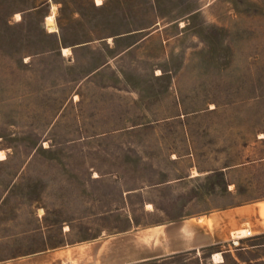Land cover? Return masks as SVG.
<instances>
[{"label": "rangeland", "instance_id": "rangeland-1", "mask_svg": "<svg viewBox=\"0 0 264 264\" xmlns=\"http://www.w3.org/2000/svg\"><path fill=\"white\" fill-rule=\"evenodd\" d=\"M44 1L0 0V261L264 264L233 233L154 254L264 199V0Z\"/></svg>", "mask_w": 264, "mask_h": 264}, {"label": "crops", "instance_id": "crops-1", "mask_svg": "<svg viewBox=\"0 0 264 264\" xmlns=\"http://www.w3.org/2000/svg\"><path fill=\"white\" fill-rule=\"evenodd\" d=\"M66 1L68 0H45L42 5L49 6L52 13L53 5H56L57 10H59L63 5L69 4ZM91 2L96 6L103 4L102 2L101 5H98L96 0H91ZM261 164L264 165V163ZM210 222L209 228H203L200 223L192 221L182 223L178 230V233H181L180 238L182 236V240L178 239V242L167 243L155 249L154 254L167 255L217 245L226 242L229 234L237 231L244 224L248 225L249 230L252 232V236L244 238L259 241L256 247H264V241H262L264 239V199L212 213ZM105 249V247L94 245H91V247L82 246L68 250H56L51 253L32 254L14 260H4L0 261V264H65V262L70 264H120L121 260L119 259H109L106 256ZM142 258V256L132 257L129 262L135 263L142 260Z\"/></svg>", "mask_w": 264, "mask_h": 264}, {"label": "built area", "instance_id": "built-area-1", "mask_svg": "<svg viewBox=\"0 0 264 264\" xmlns=\"http://www.w3.org/2000/svg\"><path fill=\"white\" fill-rule=\"evenodd\" d=\"M233 234H235L231 240L234 244H238L239 241L244 237L252 236L251 230L247 229V232L245 234L241 233V230L234 231Z\"/></svg>", "mask_w": 264, "mask_h": 264}, {"label": "bare ground", "instance_id": "bare-ground-1", "mask_svg": "<svg viewBox=\"0 0 264 264\" xmlns=\"http://www.w3.org/2000/svg\"><path fill=\"white\" fill-rule=\"evenodd\" d=\"M97 1H98V0H97ZM97 1H96V2H97ZM98 2H99V1H98ZM98 2H97V4H98ZM99 3H100V2H99ZM53 18H54V15H51V16L47 17V21L49 22V24H50L51 27H53V26H52V23H51L52 20H53ZM52 31H53V30H52ZM68 50H69L68 48L65 49V51H68ZM246 232H247V230H245V229H242V230H241V233H242V234H245ZM233 236H234V235H233ZM214 256H215V258L221 259V254H220V253H217V254H215ZM69 264H70V263H69Z\"/></svg>", "mask_w": 264, "mask_h": 264}]
</instances>
